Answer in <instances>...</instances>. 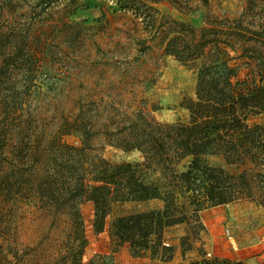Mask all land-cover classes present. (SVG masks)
Wrapping results in <instances>:
<instances>
[{"label": "trees", "instance_id": "obj_1", "mask_svg": "<svg viewBox=\"0 0 264 264\" xmlns=\"http://www.w3.org/2000/svg\"><path fill=\"white\" fill-rule=\"evenodd\" d=\"M58 1L35 0V5L39 13ZM130 1L117 0L118 7H131ZM253 3L247 0L237 16L206 14L201 25L160 15L153 34L156 29L162 34L163 53L195 72L194 96L181 101L187 120L161 122L133 111L124 122L110 116L97 126L91 100L85 110L79 104L59 118L47 114L45 30L36 34L29 23L16 24L13 4L6 2L0 18V264L25 259L118 264L110 253L82 259L87 239L79 204L84 200L93 203V231H103L109 217L112 252L128 243L132 257L147 259L140 264H242L207 258L205 252L184 255L206 229L200 211L251 197L254 177L264 179V125L248 122L264 113V23L257 28L251 23ZM86 7L87 2L81 5ZM74 133L79 145L65 139ZM95 134L123 151L138 150L141 159L111 160L91 152ZM210 157L221 162L211 163ZM225 165L241 169L230 173ZM151 200L161 204L111 216L116 204ZM28 206H33L31 218H44L47 225L21 247L18 219ZM178 225L185 232L178 237L182 259L174 262L176 247L165 233Z\"/></svg>", "mask_w": 264, "mask_h": 264}, {"label": "rangeland", "instance_id": "obj_2", "mask_svg": "<svg viewBox=\"0 0 264 264\" xmlns=\"http://www.w3.org/2000/svg\"><path fill=\"white\" fill-rule=\"evenodd\" d=\"M8 1L13 4L11 15L16 24L29 23L32 32L36 34L42 29L45 30L43 38L46 55L42 64L49 73V86L45 95H42V102L46 103L47 114L59 118L66 114L67 109L76 112L79 104L85 110V103L91 100L94 110L90 113L94 115L97 126L107 122L110 116L115 120L122 118L121 122H124L128 120L126 116L133 111L149 114L161 122L187 120L188 111L181 105V101L185 97L194 96L195 72L163 53L162 34L158 33L157 29L153 34L161 20L160 15L166 14L190 21L194 25H201L206 14L237 16L247 2L207 0V3L203 4L202 0H159L142 3L134 0L128 3L131 7L121 9L117 0H75L72 3L60 0L38 13L39 6L35 5V0H0V18L7 12L5 5ZM253 1L249 18L257 28L260 22L264 23V6L261 0ZM85 2L88 7L81 8ZM142 39L144 41L141 42ZM140 46L144 48L140 49ZM244 73L245 68L241 67L239 74L243 76ZM248 122L264 125V113L250 117ZM65 139L69 143L80 144L78 134H68ZM90 143L91 152L111 160L141 159L138 150L123 151L107 144L106 139L96 134L91 137ZM209 161L221 162L216 157H210ZM225 168L230 173H238L241 169L229 165H225ZM251 192V197L229 202L243 204V208L236 210L234 215L243 217L244 230L232 225L230 218H227L228 228L234 229L232 240L237 245L256 242L253 230L261 213H264V179L255 176ZM160 204L157 200L116 204L111 209V216ZM79 208L87 239L82 254L84 261L95 253H110L118 264H140L147 261L145 258L132 257L128 251V243H123L112 252L113 245L108 235L109 217L104 230L95 233L92 228L93 203L84 200L79 204ZM25 209V213L18 219L20 224L17 234L19 244L23 245L31 243L36 234L42 235L47 225L44 218H31L33 206ZM240 221L238 219L233 222L238 224ZM36 226H39V231L35 230ZM184 232V225H178L165 233V240L176 247L174 262L182 259L178 237ZM199 236L200 239L193 241L190 249L185 252L186 259L195 258L205 252L207 258L215 257L247 264L244 259L210 252V243L205 245L206 229L200 231ZM45 243L46 240L43 241V244ZM19 264H28V261L25 259Z\"/></svg>", "mask_w": 264, "mask_h": 264}, {"label": "crops", "instance_id": "obj_3", "mask_svg": "<svg viewBox=\"0 0 264 264\" xmlns=\"http://www.w3.org/2000/svg\"><path fill=\"white\" fill-rule=\"evenodd\" d=\"M240 208H243V204L223 203L202 210L201 219L207 231L205 245L210 243V252L217 255L244 259L247 264H264V213H261L253 230L256 242L237 245L232 240L234 229L228 228V223L231 222L244 230L243 217L234 215ZM227 218H230L229 222ZM238 219L241 221L235 224L233 221Z\"/></svg>", "mask_w": 264, "mask_h": 264}, {"label": "built area", "instance_id": "obj_4", "mask_svg": "<svg viewBox=\"0 0 264 264\" xmlns=\"http://www.w3.org/2000/svg\"><path fill=\"white\" fill-rule=\"evenodd\" d=\"M166 244H168V243H166ZM207 254H209V253H207Z\"/></svg>", "mask_w": 264, "mask_h": 264}]
</instances>
